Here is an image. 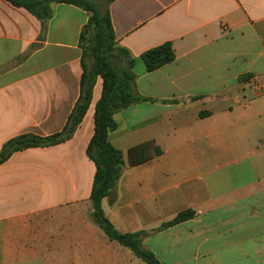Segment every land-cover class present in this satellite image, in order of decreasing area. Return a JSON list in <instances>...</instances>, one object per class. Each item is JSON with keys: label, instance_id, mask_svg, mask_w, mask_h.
<instances>
[{"label": "crops", "instance_id": "1", "mask_svg": "<svg viewBox=\"0 0 264 264\" xmlns=\"http://www.w3.org/2000/svg\"><path fill=\"white\" fill-rule=\"evenodd\" d=\"M96 3L133 59L134 93L150 99L114 115L108 138L125 167L105 215L121 233L143 232L162 264H264V0ZM51 11L42 21L0 0V151L62 132L80 98L90 14ZM167 42L175 60L149 72L143 53ZM101 91L99 78L70 139L0 164V264H147L94 218L87 148ZM144 143L150 158L131 164ZM185 210L194 218L160 229Z\"/></svg>", "mask_w": 264, "mask_h": 264}, {"label": "trees", "instance_id": "2", "mask_svg": "<svg viewBox=\"0 0 264 264\" xmlns=\"http://www.w3.org/2000/svg\"><path fill=\"white\" fill-rule=\"evenodd\" d=\"M16 6L24 7L38 19L46 21L52 16L53 4L64 3L77 6L90 14L87 24L80 34V47L83 52L80 98L71 113L68 123L62 132L51 136H38L34 134H22L10 139L0 151V164L7 161L10 156L28 148L49 147L70 139L82 119L86 115L93 99V90L99 78L102 79V91L95 105L94 135L88 145L87 155L96 167L94 182L91 192V201L94 209V218L100 228L113 241L129 248L136 257L147 264H162L155 254L142 246L143 232L121 233L118 231L102 209V201L110 195L125 167V159L122 151L109 141V134L117 129L114 119L116 112L128 108L131 105L150 101L133 92L136 75L132 71L133 59L128 51L118 46L109 11L101 13L96 0H7ZM111 2L113 0H107ZM94 39L91 50L93 62L90 66L85 63L86 40ZM176 55L171 42L154 47L142 55L146 69L151 72L175 60ZM126 63L125 67L118 68L115 61ZM148 144H139L129 150L131 164H139L150 157L147 155ZM161 153L160 148L155 147L154 155ZM193 210L180 212L174 219L164 223L160 229L178 225L194 218Z\"/></svg>", "mask_w": 264, "mask_h": 264}, {"label": "rangeland", "instance_id": "3", "mask_svg": "<svg viewBox=\"0 0 264 264\" xmlns=\"http://www.w3.org/2000/svg\"><path fill=\"white\" fill-rule=\"evenodd\" d=\"M100 12L101 13L105 12L104 3H102V9L100 10ZM94 44H95L94 39H93L92 35H90V40H86V42H85V47H86L85 63H86L87 66H90L92 64V62H93V56H92L91 50H92ZM114 61H115V64L117 65L118 68H120L122 66L123 67L126 66V63L124 61H123V63H121V62L119 63V62H117V60H114ZM247 179L249 180V178H247Z\"/></svg>", "mask_w": 264, "mask_h": 264}, {"label": "built area", "instance_id": "4", "mask_svg": "<svg viewBox=\"0 0 264 264\" xmlns=\"http://www.w3.org/2000/svg\"><path fill=\"white\" fill-rule=\"evenodd\" d=\"M262 88V87H261Z\"/></svg>", "mask_w": 264, "mask_h": 264}]
</instances>
